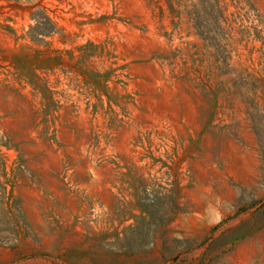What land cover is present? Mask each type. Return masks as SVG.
<instances>
[{"label":"rangeland","instance_id":"1","mask_svg":"<svg viewBox=\"0 0 264 264\" xmlns=\"http://www.w3.org/2000/svg\"><path fill=\"white\" fill-rule=\"evenodd\" d=\"M0 264H264V0H0Z\"/></svg>","mask_w":264,"mask_h":264}]
</instances>
